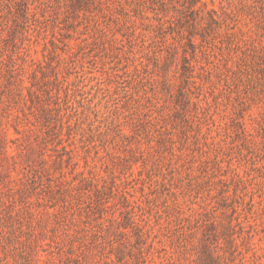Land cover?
I'll return each instance as SVG.
<instances>
[{
  "label": "rangeland",
  "instance_id": "374dc122",
  "mask_svg": "<svg viewBox=\"0 0 264 264\" xmlns=\"http://www.w3.org/2000/svg\"><path fill=\"white\" fill-rule=\"evenodd\" d=\"M0 264H264V0H0Z\"/></svg>",
  "mask_w": 264,
  "mask_h": 264
}]
</instances>
